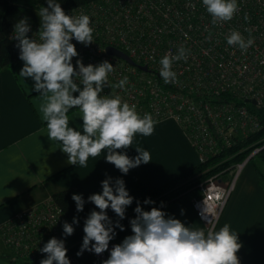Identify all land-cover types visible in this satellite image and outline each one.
I'll list each match as a JSON object with an SVG mask.
<instances>
[{
    "label": "built area",
    "instance_id": "1",
    "mask_svg": "<svg viewBox=\"0 0 264 264\" xmlns=\"http://www.w3.org/2000/svg\"><path fill=\"white\" fill-rule=\"evenodd\" d=\"M238 5L240 10L231 21L214 26L202 0H91L65 11L69 15H88L94 29L90 45L71 41L78 52L72 63L75 67L79 59L87 66L107 60L114 67L109 84L118 83L124 76L128 84L126 90L105 86L102 95H120L135 104L141 115L150 113L155 120H176L196 149L199 161L223 154L221 162H226L240 151L229 150L263 128L260 116L242 100L264 108V0H238ZM25 18L31 28L28 37L38 39L40 17L24 14ZM245 29L255 38L246 53L229 46L226 40L232 30L247 38L249 32ZM108 46L125 52L133 62L109 52ZM181 46L188 50L187 60L174 62L177 82L165 84L159 75V61L167 53L175 55ZM76 82L79 84V78ZM261 141L264 136L256 144ZM260 148L257 146L242 161L213 172L198 184L194 207L200 218L204 209L216 227L238 175ZM73 219L51 196L1 222L0 238L15 262L40 264L47 256L40 249L55 237L64 241L70 264H83L77 252L84 235L81 223L74 224ZM65 222L74 228L70 236L63 233ZM122 241L113 239L109 249L99 255L84 250V260L90 262L93 258L102 264L112 247Z\"/></svg>",
    "mask_w": 264,
    "mask_h": 264
},
{
    "label": "clouds",
    "instance_id": "2",
    "mask_svg": "<svg viewBox=\"0 0 264 264\" xmlns=\"http://www.w3.org/2000/svg\"><path fill=\"white\" fill-rule=\"evenodd\" d=\"M202 4L214 26L231 21L240 10L238 0H202ZM38 16V39L28 37L31 28L27 18L14 25L13 38L18 41L19 59L23 61L19 77L31 78L33 90L39 94L36 108L46 123V129L41 132H47L49 141L59 142L61 151L67 154L68 163L72 165L86 167L89 157H97L102 152L106 153V161L123 174L142 163H149L151 155L144 148L135 147L139 154L134 158L123 150L132 147L137 134L151 136L159 121L150 113L141 115L135 104H129L120 95H102L105 86L125 89L128 77L109 84V74L114 72V67L107 60L87 66L79 59L75 67L72 63L78 56L71 42L73 39L85 46L93 43L94 29L90 17L83 13L66 14L57 0H47V7H41ZM244 19L249 20L247 14ZM245 31L249 32L247 38L232 30L226 37L227 44L246 53L255 38L249 29ZM187 56L188 50L181 46L175 55L167 53L160 59L159 75L165 84L177 82L173 64L187 60ZM73 108L79 109L83 134L69 126L68 113ZM72 199L77 211H83L85 201L82 196L74 194ZM88 200L99 211H91L84 222L83 243L77 256L84 250L97 255L108 250L115 231L106 210L111 208L120 219H124L126 208L133 203L125 182L119 178L114 186L111 178L103 180L102 193L90 195ZM144 203L153 202L146 199ZM134 212L136 217L130 220L133 234L114 245L109 258L102 264H240L237 253L242 245L238 234L228 223L217 231L214 219L204 209L200 215L206 225H211L207 231L203 227L186 226L181 220L166 216L157 207L145 211L138 203ZM73 223H78V219L74 218ZM115 227L124 230L118 221ZM73 232L72 224L65 222L64 235L70 236ZM40 251L47 254L40 264H70L61 239L50 238Z\"/></svg>",
    "mask_w": 264,
    "mask_h": 264
},
{
    "label": "crops",
    "instance_id": "3",
    "mask_svg": "<svg viewBox=\"0 0 264 264\" xmlns=\"http://www.w3.org/2000/svg\"><path fill=\"white\" fill-rule=\"evenodd\" d=\"M22 67L20 60L17 74L9 67L0 70V223L60 190L102 191V181L107 178H111L113 186L117 178L122 179L135 199L199 163L198 153L180 124L165 118L157 120L151 136L137 134L132 147L123 150L134 158L139 154L135 147L140 146L151 155L149 163H142L127 174L108 163L105 152L89 157L86 167L69 164L59 142L49 141L47 132H41L46 123L36 108L39 94L33 90L31 78L19 77ZM68 116L69 126L83 134L79 109H71ZM253 162H247L238 175L215 227L218 231L228 223L238 234L242 245L237 253L240 264H264V183ZM195 194L188 193L175 201L170 214L186 226L207 231L194 207ZM0 264H11L1 238Z\"/></svg>",
    "mask_w": 264,
    "mask_h": 264
},
{
    "label": "trees",
    "instance_id": "4",
    "mask_svg": "<svg viewBox=\"0 0 264 264\" xmlns=\"http://www.w3.org/2000/svg\"><path fill=\"white\" fill-rule=\"evenodd\" d=\"M91 0H57L61 4L64 11L74 8L78 5L85 4ZM41 7H47V0H0V70L9 67L16 74L19 69V49L16 47L17 42L11 37V33L14 30V25L22 19L23 15L31 9L40 10ZM34 15V14H33ZM37 14L34 15L37 18ZM243 103L249 105L259 116L263 123V128L255 135H251L243 142L238 144L230 152L239 151L237 155L226 162L223 160V154L220 156H213L207 161H199L196 165L183 170L182 172L169 178L159 186L149 190L141 196L133 199V203L126 208L125 218L120 219L111 208L106 210L108 217L112 220L115 236L114 239H124L128 235H132L130 220L136 217L134 209L137 204L145 211H150L152 207H157L166 213V216H171L170 206L188 193H192L197 190L198 184L205 180L213 172L220 170L221 168L234 166L237 162L242 161L248 156L257 146H261L257 152L255 160L257 169L261 176V181L264 183V141L256 144L258 139L264 136V108L258 107L254 104H249L245 99ZM221 162V163H220ZM214 166V167H212ZM102 191L86 190V189H64L55 192L52 197L55 202L60 205L65 214L71 218H77L81 223V233L84 235L83 227L84 222L91 211H99L96 206L88 200V197L93 194H101ZM74 194L81 195L85 201L83 211L78 212L76 209V203L72 199ZM146 199L151 200L153 203L145 204ZM172 217V216H171ZM123 225L124 230L115 227L116 222ZM85 254L81 255L83 264H98L97 259L91 258L90 262L84 260ZM11 264H22L11 260Z\"/></svg>",
    "mask_w": 264,
    "mask_h": 264
},
{
    "label": "water",
    "instance_id": "5",
    "mask_svg": "<svg viewBox=\"0 0 264 264\" xmlns=\"http://www.w3.org/2000/svg\"><path fill=\"white\" fill-rule=\"evenodd\" d=\"M108 50L109 52L111 53H114V54H117V55H120L122 57H124L125 59H127L128 61H131L133 62V59L128 55L126 54L125 52L121 51L120 49L114 47V46H108ZM144 69L147 68L146 65H143L142 66ZM255 103V101H253Z\"/></svg>",
    "mask_w": 264,
    "mask_h": 264
},
{
    "label": "rangeland",
    "instance_id": "6",
    "mask_svg": "<svg viewBox=\"0 0 264 264\" xmlns=\"http://www.w3.org/2000/svg\"><path fill=\"white\" fill-rule=\"evenodd\" d=\"M38 12H39L38 9H33V8H32L31 11H28L27 13L30 14V15H32V16H34L35 14H38ZM33 14H34V15H33ZM248 103L250 104V103H252V102H248ZM253 161H254V160H253ZM253 161H250V160H249L247 164H248V165H253V163H254ZM248 165H247V166H248ZM229 166H230V165H229ZM231 167H232V166H231ZM262 168L264 169V166H263V165H262ZM242 170H243V169H242ZM229 174H230V173H229ZM230 178H231V176H230ZM197 191H198V190H197ZM195 193H196L195 196L199 195V192L197 193L196 190H195ZM225 207H226V206H225Z\"/></svg>",
    "mask_w": 264,
    "mask_h": 264
},
{
    "label": "bare ground",
    "instance_id": "7",
    "mask_svg": "<svg viewBox=\"0 0 264 264\" xmlns=\"http://www.w3.org/2000/svg\"><path fill=\"white\" fill-rule=\"evenodd\" d=\"M25 14H28V13H25ZM28 15H30V14H28ZM34 17V16H33ZM38 17V16H37ZM35 18V17H34Z\"/></svg>",
    "mask_w": 264,
    "mask_h": 264
}]
</instances>
